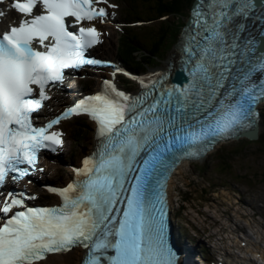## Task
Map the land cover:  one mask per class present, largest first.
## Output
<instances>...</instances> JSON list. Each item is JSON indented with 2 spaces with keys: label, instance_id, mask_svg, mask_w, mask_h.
Masks as SVG:
<instances>
[{
  "label": "snow or ice",
  "instance_id": "6c2138e0",
  "mask_svg": "<svg viewBox=\"0 0 264 264\" xmlns=\"http://www.w3.org/2000/svg\"><path fill=\"white\" fill-rule=\"evenodd\" d=\"M38 4L45 11L32 15ZM101 4L108 0H14L31 18L0 34V188L31 175L42 150L64 144L63 132L50 129L71 115L90 116L99 139L71 183L48 188L61 204L30 207L14 192L0 200V264H40L75 247L87 250L82 264H178L167 233L168 174L218 139L255 130L264 104V0H198L183 50L186 83L165 85L153 74L132 96L106 81L105 91L37 126L49 86L62 85L66 70L108 63L87 55L101 43L97 27L77 33L67 21L104 22Z\"/></svg>",
  "mask_w": 264,
  "mask_h": 264
},
{
  "label": "rangeland",
  "instance_id": "374dc122",
  "mask_svg": "<svg viewBox=\"0 0 264 264\" xmlns=\"http://www.w3.org/2000/svg\"><path fill=\"white\" fill-rule=\"evenodd\" d=\"M148 26L149 30H142V34L147 31L152 32L151 28L155 24ZM157 27L158 23H156ZM173 39L174 35H170L169 32L161 37L164 43L160 48L162 55L153 58L152 62H157V65L165 62L162 59L172 52ZM263 132L264 127L262 128ZM263 139L261 137L254 142L241 139L237 143L221 146L202 161L193 165H183L174 174L171 183L173 207L174 211L183 212L184 222L197 224L204 228L207 223L212 224L214 219H222L225 211H229V215H234L233 210H235L236 219L244 214L245 211L241 204L237 203L238 191L249 190L250 192H259V194L264 192V181L262 180L264 174ZM218 157L228 158L227 165H218ZM203 171H205L204 176L202 175ZM210 182L213 189L206 188L204 192H201L203 187L210 185ZM182 196H185L184 199L188 197V202L183 203ZM229 206L230 208H228ZM232 217L235 219L234 216ZM232 221L230 225H232ZM245 222L243 220V223Z\"/></svg>",
  "mask_w": 264,
  "mask_h": 264
},
{
  "label": "trees",
  "instance_id": "16d2710c",
  "mask_svg": "<svg viewBox=\"0 0 264 264\" xmlns=\"http://www.w3.org/2000/svg\"><path fill=\"white\" fill-rule=\"evenodd\" d=\"M146 2L148 5H152L151 11L155 18L165 12L176 13V15L180 17V15L182 14L181 12H184V9L189 5L190 0H147ZM167 32H169L170 35H175L176 30L173 27H168L166 23L162 22L158 27L155 35L153 32V35L149 36V39L145 40V45L150 47L149 50L154 56H158L161 54L160 48L164 44L161 40V37ZM139 65L140 67H142V63H140ZM217 160L218 164H221L223 166L227 165L228 158L218 157ZM204 172L205 171H203L202 173L204 174Z\"/></svg>",
  "mask_w": 264,
  "mask_h": 264
},
{
  "label": "bare ground",
  "instance_id": "6f19581e",
  "mask_svg": "<svg viewBox=\"0 0 264 264\" xmlns=\"http://www.w3.org/2000/svg\"><path fill=\"white\" fill-rule=\"evenodd\" d=\"M170 57H172V60H175L176 57H177V54L176 52L174 53V50L171 52V54L165 58V59H162L163 61H165L163 64L161 65H157L156 63L152 64V65H149L148 66V69H151L152 71H155V72H158L160 70H162V68L166 67L167 64H169L170 62ZM104 59L108 60L109 59V52H108V49H106L104 51V56H103ZM260 125L259 124V128H260ZM258 128V129H259ZM259 132V130H258ZM183 164H185V162H182L181 165L178 166L177 170L176 171H179V169L183 166ZM210 185L212 186L211 182H210ZM171 186V185H170ZM75 252V251H74ZM72 255L68 254V255H59L58 257H54L52 256V260H51V264H55V260H58L61 264H68L69 263V260L71 258ZM187 256V255H186ZM189 258V257H188Z\"/></svg>",
  "mask_w": 264,
  "mask_h": 264
},
{
  "label": "water",
  "instance_id": "95a60500",
  "mask_svg": "<svg viewBox=\"0 0 264 264\" xmlns=\"http://www.w3.org/2000/svg\"><path fill=\"white\" fill-rule=\"evenodd\" d=\"M176 80L178 81V78ZM251 136H254L255 137L256 136V131Z\"/></svg>",
  "mask_w": 264,
  "mask_h": 264
}]
</instances>
